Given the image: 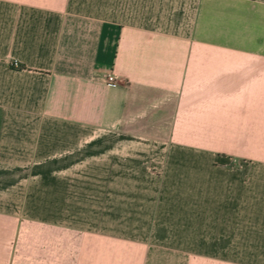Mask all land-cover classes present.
<instances>
[{"label":"crops","instance_id":"crops-1","mask_svg":"<svg viewBox=\"0 0 264 264\" xmlns=\"http://www.w3.org/2000/svg\"><path fill=\"white\" fill-rule=\"evenodd\" d=\"M0 264H264V0H0Z\"/></svg>","mask_w":264,"mask_h":264},{"label":"built area","instance_id":"built-area-1","mask_svg":"<svg viewBox=\"0 0 264 264\" xmlns=\"http://www.w3.org/2000/svg\"><path fill=\"white\" fill-rule=\"evenodd\" d=\"M104 79L109 85H116L118 83V76L114 70L107 72L104 76Z\"/></svg>","mask_w":264,"mask_h":264}]
</instances>
